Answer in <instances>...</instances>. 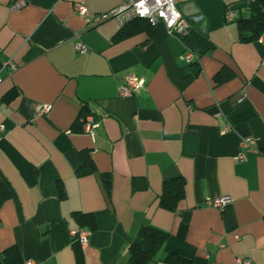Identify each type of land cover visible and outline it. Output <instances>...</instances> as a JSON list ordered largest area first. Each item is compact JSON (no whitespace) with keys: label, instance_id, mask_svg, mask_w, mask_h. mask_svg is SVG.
Returning <instances> with one entry per match:
<instances>
[{"label":"crops","instance_id":"obj_1","mask_svg":"<svg viewBox=\"0 0 264 264\" xmlns=\"http://www.w3.org/2000/svg\"><path fill=\"white\" fill-rule=\"evenodd\" d=\"M17 1L0 0V250L17 245L33 264H126L150 225L192 264H264V33L243 42L225 18L250 0H174L189 34L133 20L120 39L126 25L92 16L122 0ZM187 50L198 66L186 63ZM127 74L144 87L123 97ZM88 113L94 135L82 129ZM252 137L255 150L239 160ZM83 151L96 171L79 176ZM179 178L184 196L166 209L165 182ZM222 196L231 199L223 208L208 204ZM75 213L93 215L95 229ZM80 227L91 232L86 245L71 235ZM162 256L147 264H169Z\"/></svg>","mask_w":264,"mask_h":264},{"label":"trees","instance_id":"obj_2","mask_svg":"<svg viewBox=\"0 0 264 264\" xmlns=\"http://www.w3.org/2000/svg\"><path fill=\"white\" fill-rule=\"evenodd\" d=\"M249 8L250 14L248 17H239L235 20L239 24L241 41L251 42L255 41L264 33V0H250L246 5ZM145 20V19H136ZM147 21V20H146ZM134 22L130 23L133 24ZM126 25L121 32H119L115 39H120L130 33L129 26ZM191 65L198 66L197 62ZM197 68V67H196ZM194 69L193 74H198L199 69ZM217 80H222L221 73L217 74ZM10 99V96L7 95ZM83 164L78 168L77 174L84 176L96 171L95 165L90 158L88 151H83ZM104 187L108 193L111 194L112 181L107 174H103ZM64 193L61 192V196ZM184 196V181L179 178L176 181L165 182L163 196L161 198V206L174 210L177 207L178 201ZM75 217L82 223V226H88L95 229V218L91 214L75 213ZM185 226L180 229L179 236L185 237ZM170 234L166 231L160 230L156 227L145 225L141 228L136 239L131 243L129 248V259L126 264H147L155 260L162 250V261L169 264H192V261L181 255L167 250V242ZM0 264H27L24 261L23 254L17 245H13L4 250H0Z\"/></svg>","mask_w":264,"mask_h":264},{"label":"built area","instance_id":"obj_3","mask_svg":"<svg viewBox=\"0 0 264 264\" xmlns=\"http://www.w3.org/2000/svg\"><path fill=\"white\" fill-rule=\"evenodd\" d=\"M25 4L20 0L15 3V8H19ZM77 11L81 16L86 18L89 15V10L85 2H81L77 5ZM93 21L99 22L109 17H115L120 26L123 27L127 23L136 19H145L151 25H156L159 22H164L169 32L179 35L181 37L186 36L191 31V25L189 21L182 15L178 9L174 0H122V2L114 9L104 14L93 15ZM225 18L227 21H235L238 18V14L235 10L227 9L225 12ZM80 52H86L87 48L83 45H77ZM184 59L187 64L198 62V55L192 51L187 50L184 54ZM12 67L15 68L13 63ZM144 87V80L133 74H127L124 77L123 83L120 85L119 93L123 97L133 96L136 92L140 91ZM52 109V105H45L40 113H47ZM82 129L91 135H94V128L98 126L93 114L88 113L81 117ZM6 127L4 124H0V140L2 139ZM241 152L238 156L239 160H244L246 151L255 150L256 139L245 138L240 143ZM231 199L229 196H222L209 200L208 204L223 208ZM71 235L77 238L83 245L89 242L91 232L84 227L71 230ZM27 264H33L32 261ZM237 264H251V260L237 259Z\"/></svg>","mask_w":264,"mask_h":264},{"label":"water","instance_id":"obj_4","mask_svg":"<svg viewBox=\"0 0 264 264\" xmlns=\"http://www.w3.org/2000/svg\"><path fill=\"white\" fill-rule=\"evenodd\" d=\"M246 5H247V2H241V3L235 4L234 6H232V9L235 11L240 10V9L246 7Z\"/></svg>","mask_w":264,"mask_h":264}]
</instances>
